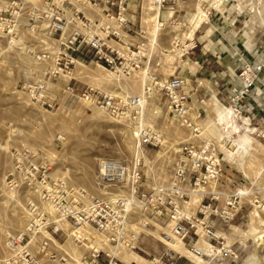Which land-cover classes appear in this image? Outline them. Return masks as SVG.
<instances>
[{
	"label": "rangeland",
	"instance_id": "1",
	"mask_svg": "<svg viewBox=\"0 0 264 264\" xmlns=\"http://www.w3.org/2000/svg\"><path fill=\"white\" fill-rule=\"evenodd\" d=\"M52 1L0 0V264H83L91 247L101 251L100 264H108L106 253L116 257L114 251L138 256L146 264H156L154 259L172 250L187 253L174 237L169 205L161 216L153 199L149 210L137 209L126 233L135 248L129 249L126 241L117 248L106 235L66 223L47 190L62 191L68 204L78 189L103 198L98 174L105 160L137 167L141 193L168 189L183 148L203 140L218 147L224 161L223 178L206 189L224 194L214 202L218 213L228 210V197H241L237 212L226 222L211 217L238 259L222 261L218 249L212 259L201 257L204 262L191 255L178 261L264 264V226L254 229L250 223L257 206L263 208L264 220V0H160V5L132 0L136 12L129 10L128 15L136 21L126 31L145 44L144 58L136 68L122 46L119 53L127 61L121 62L127 68L119 66L118 72L97 66L91 55L75 56L71 65L58 55V37H50L53 24L43 15L46 2ZM73 1L90 7L86 0ZM71 8L65 4L68 25ZM94 19L96 25L119 28L99 11ZM199 21L202 25L191 39ZM247 75L254 82L248 91L243 86ZM178 76L185 79L194 116L201 113V138H193L169 110L163 86ZM97 95L124 102L134 95L143 102L116 114L96 105ZM215 99L222 107L213 110ZM148 133L152 144L143 147L141 137ZM245 134L250 143L233 149L231 141ZM199 207L193 206L194 214ZM81 235L89 241L77 238ZM198 240L193 234L184 247L192 251ZM201 244L207 241L203 238ZM120 260L115 258L123 264Z\"/></svg>",
	"mask_w": 264,
	"mask_h": 264
},
{
	"label": "built area",
	"instance_id": "2",
	"mask_svg": "<svg viewBox=\"0 0 264 264\" xmlns=\"http://www.w3.org/2000/svg\"><path fill=\"white\" fill-rule=\"evenodd\" d=\"M86 1L90 5L87 9L76 4L73 0L46 2L47 6H45L43 15L45 20L51 21L53 24L50 37L52 39L58 37L56 39L58 55L62 56L69 65L76 62L75 56L88 57L91 55V62H94L97 66H102L110 72H118L119 66L127 68L121 62V60L126 62V58L122 57L115 47V45H119L130 52L133 61L137 62L136 68H139V64L144 58L140 55L145 48V44H135L131 40L132 35L126 31L127 24L136 21L135 16L128 15V11H132V0ZM66 3L72 7L70 13L72 21L69 25L66 18L68 13L64 9ZM98 11L101 12L106 22H115L119 25V28L117 29L114 25H96L94 15ZM132 12L135 15L136 11ZM119 31L128 33L125 34L127 35V41L121 37ZM100 34H105V38ZM133 48L134 51H132ZM80 59L87 63L85 58ZM133 65L134 63H131L130 68ZM253 84V79L248 75L243 78V86L246 91L252 88ZM184 88L185 79L180 76L174 77L173 80L165 83L163 90L168 97L169 110L178 124L185 127L193 138H201L204 135L203 129L197 122L201 117V113L194 116L193 108L189 103V96L184 92ZM83 97H86V94H83ZM91 97L89 98L92 99ZM94 100L96 105L101 104L102 107L105 106L104 108L116 114L125 113V108L129 110L137 109L141 107L143 102L141 97L134 95L126 97L125 102L120 97L110 95L103 96L102 100L100 95H97ZM150 144H152L151 134L142 135L141 145L147 147ZM217 148L209 140H203L200 145L189 143L185 146L181 152L180 161L176 165L173 183L168 189L163 188L157 191L153 190L152 193H141V185H139L141 177L137 167H125L115 161L105 160L100 164L98 174L100 186L105 190L103 198L92 197L85 189H78L72 195L73 202L68 204L63 195L60 194L62 191L49 188L47 194L55 204L53 207L64 217L66 223L71 221L73 225L86 226L101 235H106L110 237L109 242H115L118 245L117 248H120L125 241L130 245L129 249L135 248L133 244L129 243L126 233H128L127 229L130 227L131 217L137 209L147 211L149 210L147 204L149 203L152 206V202L155 201L154 208L158 211L156 214L161 216L162 210L166 209V205H169L171 210L167 209V211L169 210L172 213V219L175 221L174 233L181 238L184 246L186 245V239L191 238L193 234L200 240L199 232H201L212 249L220 250L218 257L222 261H236L238 255L233 251L232 246L227 247L225 238L218 233L211 221L212 216H219L223 222H226L228 216H233L237 212V204H239L237 199H241L240 196L228 197L229 201L226 202L228 211L225 212L224 209L222 214H219V209L215 207L214 202L219 203L222 196H219L216 191L206 190L212 182L219 183L224 175V161L221 159V153ZM192 185L195 188L191 189ZM201 188H204L205 192L199 211L192 216H176L178 210L187 211L185 208L190 203L192 194ZM116 191L118 193H115ZM232 198H234V202H232ZM150 199H153V201H150ZM73 204L75 205L73 206ZM199 214L202 215V218L199 217ZM145 224L148 225L147 222ZM77 238L89 241L85 235ZM165 239H169L168 236ZM198 241L192 251L202 258L212 259V256L195 248ZM91 250L89 256L84 258L83 264H100L101 251L92 247ZM106 255L110 257L108 264H120L115 261L116 257H111L108 253ZM180 257V255L177 257L175 252L169 251L160 259H154V261L156 264H177ZM121 263L123 262L121 261Z\"/></svg>",
	"mask_w": 264,
	"mask_h": 264
},
{
	"label": "bare ground",
	"instance_id": "3",
	"mask_svg": "<svg viewBox=\"0 0 264 264\" xmlns=\"http://www.w3.org/2000/svg\"><path fill=\"white\" fill-rule=\"evenodd\" d=\"M154 1H157L158 4L160 5V0H154ZM160 8V7H159ZM147 14L148 16H151V8L147 9ZM148 132V131H147ZM251 141V138L245 134L243 136H240L239 140H232L231 141V146L233 147V149H237V150H240L242 149L243 147L247 146ZM205 192V189L204 188H201L200 190H197L195 191L192 196H191V202L188 204V208L187 210H189L188 213H184L182 212L181 210H178L176 211L177 213V216L181 217V216H192L194 215V211H193V206L194 205H197L198 207L200 206V203H201V200L203 198V193ZM219 196H223L224 194L222 193H219L217 192ZM239 193L241 195H244L245 192H243L242 190L239 191ZM247 194V193H246ZM260 209H263L262 207L260 206H257L256 209L250 214V223L251 225L253 226L254 229H258V228H262L264 226V220L262 219V216H261V213H260ZM228 210H226L225 212H227ZM200 236H201V239H203V235L201 232H199ZM223 236L225 237V234H223ZM175 238L179 239L178 241V245L179 246H182L183 247V244H182V240L179 236H174ZM175 241V240H174ZM169 243V242H168ZM173 246H175L174 244H172ZM229 247V245H228ZM196 248V246H195ZM198 250H200L202 253H206L208 255L209 253V256L212 255V254H215V249H212V247H210L209 243L207 242L206 246L204 248L200 247V248H196ZM172 250V249H171ZM173 252H175L174 250H172ZM193 255L197 258V259H202L198 254L192 252ZM218 254H220V250L218 251ZM112 255H115L116 257H121L122 261L127 263V264H146V263H149L147 260H144L138 256H131L129 257V255H124L118 251H114ZM203 260V259H202ZM151 263V262H150Z\"/></svg>",
	"mask_w": 264,
	"mask_h": 264
},
{
	"label": "crops",
	"instance_id": "4",
	"mask_svg": "<svg viewBox=\"0 0 264 264\" xmlns=\"http://www.w3.org/2000/svg\"><path fill=\"white\" fill-rule=\"evenodd\" d=\"M131 9H132V11H135L136 10V4L135 5H132L131 6ZM201 25H202V21H199V22H197L196 23V25L194 26V29H193V31L191 32V39H193V37H194V34L196 33V31L201 27ZM120 32V35H121V37L124 39V40H126L127 41V35H125V34H128V33H126L125 31H123V33L121 32V31H119ZM129 38V37H128ZM132 39L131 40H133V42L136 44L137 43V41H138V39L136 38V36H132L131 37ZM120 48H123L122 46H118V48H116L118 51L120 50ZM124 49V48H123ZM186 83V82H185ZM213 105H214V107H213V110L215 109V108H218V107H222L219 103H218V101L215 99V101H214V103H213ZM201 241H202V239L197 243V245H196V248H200V247H202V248H204L205 246H202V244H201ZM168 244H170V243H168ZM182 244H183V249L184 250H186V252L187 253H184L183 251H181V252H175L176 254H179L180 256H184V257H186V258H188V259H191V257H189V256H187V255H191V256H193V257H195L194 255H193V253H192V251H190V250H188V249H186L185 247H184V243L182 242ZM196 258V257H195ZM197 259V258H196ZM192 260L194 261V259L192 258ZM203 262H204V260H202ZM123 262V261H122ZM195 262V261H194ZM124 264H127V263H125V262H123ZM195 263H197V262H195ZM131 264H133V263H131ZM177 264H182V263H180L179 261L177 262ZM198 264V263H197Z\"/></svg>",
	"mask_w": 264,
	"mask_h": 264
}]
</instances>
